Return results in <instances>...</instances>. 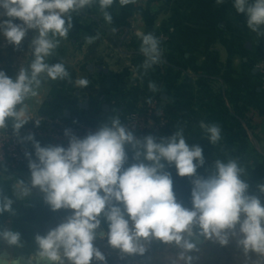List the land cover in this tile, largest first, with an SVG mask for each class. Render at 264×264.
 <instances>
[{"label":"clouds","instance_id":"obj_1","mask_svg":"<svg viewBox=\"0 0 264 264\" xmlns=\"http://www.w3.org/2000/svg\"><path fill=\"white\" fill-rule=\"evenodd\" d=\"M137 0H119L121 6ZM99 5L104 19L112 24L108 11L116 0H0V36L19 48L28 33L32 59L10 77L0 70V132L5 133L11 121L13 133L21 143L31 142L34 152H25L30 182L19 180L21 197L37 192L51 211L71 210L65 220L45 235L34 236L35 250L27 264H108V258L96 246L106 239L107 246L118 251L120 258L143 256L147 245L159 241L175 250L171 264H196L200 257L193 237H203L222 247L235 240L246 261L264 264V204L249 193L243 179L246 169L237 159H216L209 175L197 170L205 165L201 146H190L184 128L177 126L170 137L153 135L137 137L125 127L119 115H109L94 132L83 138L65 129L68 146H42L29 133L20 137V129L30 120L26 103L35 97L44 80L70 79L63 62L48 63L61 39H67L73 28V14ZM217 5L224 0H215ZM238 14L246 15V26L257 38H264V0H233ZM19 20L20 22H15ZM113 33L115 28L111 29ZM98 37H89L88 42ZM140 51L145 57L143 75L161 63L163 49L152 33L140 34ZM78 87L89 81L79 78ZM148 89H160L149 81ZM151 103V98L148 99ZM39 127L41 120H34ZM212 145L222 139L218 124L201 122ZM129 151L131 160L129 164ZM34 157V158H33ZM0 162L4 164L3 156ZM127 165V166H126ZM6 167V166H5ZM176 169L180 177L190 178L191 207L179 202L173 192V179L167 170ZM264 194V184L258 185ZM13 199L0 192V214L17 215ZM102 221L107 231L101 230ZM0 242L10 248H23L19 231L0 228ZM255 254L256 259H252ZM6 257L0 255V264Z\"/></svg>","mask_w":264,"mask_h":264},{"label":"crops","instance_id":"obj_2","mask_svg":"<svg viewBox=\"0 0 264 264\" xmlns=\"http://www.w3.org/2000/svg\"><path fill=\"white\" fill-rule=\"evenodd\" d=\"M108 11L112 24L104 19L98 3L73 14L74 26L67 39H61L54 55L47 58L50 64L63 62L72 82L44 80L38 94L26 101L30 119L58 115L63 111L60 107L69 104L71 117L83 121L85 109L78 104L85 98L89 100V95L86 87L75 85L79 78L89 81L87 87L99 89L98 95L106 88L120 86L124 104L119 106L116 99L105 98L110 108L103 112L101 121L117 114L122 123L149 98L156 100L173 117H168L164 128L151 117L146 118L143 136L170 137L177 126L183 127L189 145L198 144L203 149L205 165L197 170L199 175H209L206 169L216 159H237L239 166L246 169L242 178L249 184V193L264 204V194L258 189V185L264 184V38L258 39L247 28L246 15L236 13L233 0H224L221 5L215 0H137L126 6L116 0ZM147 33L160 40L163 55L162 62L143 75L140 66L145 57L140 51V34ZM89 37H98L91 42L98 41L93 55L87 54ZM30 44L24 53L28 66L32 59ZM103 48L108 51L107 57L98 51ZM203 76L214 81L201 79ZM149 81L160 90L151 92ZM219 86H230L237 96L247 98L250 127L233 115L227 101L225 108L220 106L216 97ZM119 108L122 109L118 112ZM201 122L221 127L222 139L218 144L209 142ZM11 126L9 121L7 127ZM36 139L42 146L48 145L45 139ZM28 146L34 152L31 142ZM131 155L129 151V164L134 162ZM167 170L172 175L174 195L192 188L190 178L180 177L174 167ZM19 180L30 182L29 169L15 170L14 175L0 170V192L13 199L17 214H0V228L19 231L24 242L23 248H10L0 242V255L5 252L8 261H26L35 250L34 236L53 229L51 218L62 217L66 211H51L35 191L21 197Z\"/></svg>","mask_w":264,"mask_h":264},{"label":"trees","instance_id":"obj_3","mask_svg":"<svg viewBox=\"0 0 264 264\" xmlns=\"http://www.w3.org/2000/svg\"><path fill=\"white\" fill-rule=\"evenodd\" d=\"M0 19H7V17ZM15 22L19 23L20 21L16 20ZM33 35L34 33L30 31L27 37L22 41L19 48H15L13 45L8 44L6 39L3 36H0V70L5 71L7 75L15 78L19 71L18 59L27 51ZM97 44L98 41L89 45L87 48L88 55H93ZM201 79H207L209 81L212 80L211 78L204 76L201 77ZM213 81L214 80L211 82ZM84 90L89 95V107L85 110L86 116L83 121L90 126H98L99 122H101L103 115L102 103L105 101V98H107L108 101L113 98L116 99L119 106L124 104V91L120 86H113L112 89L106 88L101 95H98L99 89L97 88L86 87ZM100 96H103V98L100 99ZM216 97L219 100V104L222 108H225V101H227L231 105L233 115L237 119L244 121V123L250 127L251 119L248 116V101L244 95L237 96L232 91L230 86H219ZM161 108L163 107L161 106ZM60 109H63V111L61 110L62 112L60 111L58 116H61L63 120L71 122L72 124H77L80 122V120H74L73 117H71L72 110L69 104L63 105L60 107ZM64 109L70 111V116H65ZM145 111L146 110L143 106L138 110V113L145 115ZM165 115L166 117H173V115L168 113L166 110ZM149 117L158 122L161 118V115L152 113ZM10 128H12V126ZM4 164L6 167L2 162H0V170L8 175H14V168L9 166L6 162H4ZM27 164L28 162L22 163L19 169H28ZM176 198L185 207H191V189L184 190L181 194H176ZM70 213L71 210H66L62 217L51 218L50 228H55L57 225L62 223L65 218L70 215ZM101 227L104 231H107V224L103 221L101 223ZM194 242L200 249L199 253H194V255H198L200 257L196 264H251V261H246L242 251L236 246L235 240H232L229 245L225 247H222L211 241H207L203 237H201L200 241L194 240ZM95 243L96 246L99 247L108 258V264H159L160 262L156 257L158 254L164 251H171L175 253L174 249H171L163 243L154 240L151 242V244L147 245L148 250L145 255H136L132 257L126 256L124 259H121L118 251H114L107 246L106 239H98ZM251 258L253 260L256 259L255 254H252ZM96 264H99V262L96 261ZM179 264H182V262H179Z\"/></svg>","mask_w":264,"mask_h":264},{"label":"built area","instance_id":"obj_4","mask_svg":"<svg viewBox=\"0 0 264 264\" xmlns=\"http://www.w3.org/2000/svg\"><path fill=\"white\" fill-rule=\"evenodd\" d=\"M145 115L138 112L132 114L123 120L122 124L132 130L137 137H142L146 130L145 119L150 118L152 113L161 115V118L156 125L164 128L169 122V118L165 115V110L161 108L156 100H151V103H145ZM34 120H41L40 126L36 127ZM97 126H90L84 121L77 124L65 121L58 115H40L30 119L21 129L20 137L27 136L29 133L35 134L36 138L45 139L51 145L68 146V138L65 137V129L71 131L78 137L83 138L89 132H94ZM31 152L28 142L21 143L19 137L13 133V129L7 127L5 133L0 132V155L3 156L4 162L9 166L18 170L20 165L27 162L24 153Z\"/></svg>","mask_w":264,"mask_h":264},{"label":"rangeland","instance_id":"obj_5","mask_svg":"<svg viewBox=\"0 0 264 264\" xmlns=\"http://www.w3.org/2000/svg\"><path fill=\"white\" fill-rule=\"evenodd\" d=\"M98 51L101 52L102 55H104L106 57L108 56V51L106 49L103 48V49H99ZM114 53H115V51H114ZM118 61H120V60H118ZM28 63H29V60L27 59V56L23 54L18 59V64H19V68L18 69H20L21 67L27 68L28 67ZM156 257H157V259L160 262L159 264H171V258H173V259L175 258V253H173L171 251H164V252H161L160 254H158Z\"/></svg>","mask_w":264,"mask_h":264},{"label":"water","instance_id":"obj_6","mask_svg":"<svg viewBox=\"0 0 264 264\" xmlns=\"http://www.w3.org/2000/svg\"><path fill=\"white\" fill-rule=\"evenodd\" d=\"M102 98H103V96H100V99H102ZM78 107L80 109H85V110L88 109V107H89V100L87 98H85L84 100H82L81 102H79ZM109 108H110V106L107 103H105V102L102 103V110H103V112H107L109 110ZM121 109L122 108H119L117 111L119 112ZM64 114H65V116H68L69 115V110H65L64 111ZM193 239L195 241H200L201 240L200 237H193ZM1 255L4 256V257H6V258H8V255L5 252H2ZM8 263L9 264H27V260L24 261V260H20V259H13V260L8 261L6 259L5 264H8Z\"/></svg>","mask_w":264,"mask_h":264}]
</instances>
